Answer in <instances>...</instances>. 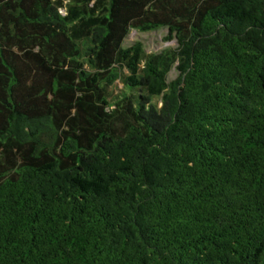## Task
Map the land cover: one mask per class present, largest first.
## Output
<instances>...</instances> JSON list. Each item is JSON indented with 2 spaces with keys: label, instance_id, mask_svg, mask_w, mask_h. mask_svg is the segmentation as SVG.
I'll list each match as a JSON object with an SVG mask.
<instances>
[{
  "label": "trees",
  "instance_id": "1",
  "mask_svg": "<svg viewBox=\"0 0 264 264\" xmlns=\"http://www.w3.org/2000/svg\"><path fill=\"white\" fill-rule=\"evenodd\" d=\"M0 264H264V0H0Z\"/></svg>",
  "mask_w": 264,
  "mask_h": 264
},
{
  "label": "rangeland",
  "instance_id": "2",
  "mask_svg": "<svg viewBox=\"0 0 264 264\" xmlns=\"http://www.w3.org/2000/svg\"><path fill=\"white\" fill-rule=\"evenodd\" d=\"M169 35L166 27H161L157 30L152 31H137L131 30L123 42V46L127 47L133 44L135 41H140L143 44L146 53H158L167 47H175L177 45L176 39ZM177 72L175 68H172L168 74V79L171 80L176 76ZM121 84L118 83L117 87L114 88L118 91Z\"/></svg>",
  "mask_w": 264,
  "mask_h": 264
}]
</instances>
